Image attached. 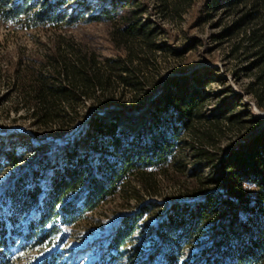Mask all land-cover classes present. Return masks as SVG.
Returning <instances> with one entry per match:
<instances>
[{"label": "rangeland", "instance_id": "374dc122", "mask_svg": "<svg viewBox=\"0 0 264 264\" xmlns=\"http://www.w3.org/2000/svg\"><path fill=\"white\" fill-rule=\"evenodd\" d=\"M3 1L5 9H16V15L7 16L8 19L0 11V223L11 224L12 214L16 221L7 241L2 243L0 239V264H162L167 254H175L177 264H213L217 257L222 258L218 264H228L232 257L223 251L219 229L231 217L236 227L242 225L248 214L240 205L231 203L219 211L216 225L200 223L189 240L178 235L180 230L176 234L164 227L174 204L193 200L183 196L177 182L192 184L195 180L215 178L219 171L218 165L208 166L196 160L190 144L193 137L187 131L179 153L186 162L185 177L171 169L168 178L157 173L159 183L151 191L133 180L135 191H122L108 198L79 220L63 223L58 216L57 230L46 237L35 230L28 239L24 237L21 226L37 217L39 211L27 206L15 208L14 213L10 195L22 178L41 164L45 172L41 182L46 185L53 160L67 146L77 144L80 155L92 153L93 157L95 153L88 146L92 138L88 125L96 112L104 116L108 109L115 108L121 127L137 128L144 121L149 124L152 105L168 78L188 79L191 86L199 85L196 77L204 81L207 98L201 112L209 119H223L224 133L216 139L218 148L226 149L241 140L255 124L253 121L264 125V108L259 106L260 100L264 102V83L259 82V77L264 78V65H257L251 43L243 40L246 20L235 27L248 9L222 5L211 9L209 0H190L189 4L184 2L185 9L178 14L163 11L160 0H65L57 12H66L63 21L35 25L33 16L46 9V0H0ZM53 1L56 0H48ZM111 8L114 19L104 13L97 20L89 19L91 14ZM123 16H136L139 23L153 31V48L143 45L141 38L129 41L131 49L138 52L143 46L150 58L145 92L137 99L124 91L108 94L102 102L85 101L75 120L63 125L36 124L22 107L16 73L26 74L31 68L49 70L55 57H70L73 50H90L100 60L126 57L128 48L117 46L111 34ZM205 125L199 123L200 130ZM12 147L20 154L16 165H9L6 157ZM207 189L223 191L224 185L213 183ZM76 195H81L80 191ZM138 215L136 229L127 243L119 252L109 249L112 233L123 219Z\"/></svg>", "mask_w": 264, "mask_h": 264}, {"label": "trees", "instance_id": "16d2710c", "mask_svg": "<svg viewBox=\"0 0 264 264\" xmlns=\"http://www.w3.org/2000/svg\"><path fill=\"white\" fill-rule=\"evenodd\" d=\"M160 1L163 11L181 14L185 9L184 2L189 4L190 0ZM209 2L211 9L218 5L230 8L243 6L245 10L248 9L235 23V27H240L246 20L243 40L251 43L258 57L256 63L263 67L264 0ZM46 3V9L43 8L33 16L35 25L53 24L58 19L63 21L66 12L58 15L57 12L65 0H46ZM4 6V1L0 2V11L6 14V18L16 15V9H5ZM112 9L91 14L89 19L97 20L102 13L114 19ZM74 18L75 15L72 20ZM138 21L136 16H123L118 24H114L111 34L115 44L119 47L125 45L129 51L124 58L100 60L90 50H73L70 57H55V62L49 64V70L41 72L31 68L26 74L16 73L15 81L23 96L22 107L36 124L63 125L66 121L75 120L74 116L79 113L85 101L102 102L108 94L114 96V93L124 94V91L137 99L145 92L150 58L143 46L138 52L131 49L129 41L141 38L143 45L150 48L155 43L153 31ZM66 23L70 25L71 20ZM142 52L143 55L140 54ZM194 79L199 85L191 86L188 79H166L161 94L152 105L149 124L144 121L137 128L121 127L115 108L108 109L104 116L96 112L88 125L92 136L88 146L95 153L93 157L92 153L80 155L77 144L67 146L53 160L46 185L41 182L45 176L44 164L33 167L10 193L14 213L15 208L26 209L27 206H35L39 211L37 217L27 220L21 226L24 237L28 239L34 230L41 237H46L57 230L55 219L58 216L63 223L73 222L108 198L122 191H135L131 184L133 180L139 181L145 190L151 191L159 183L157 173L168 178L171 169L178 176L185 177L186 162L179 153L186 142L183 135L187 131L193 137L190 144L196 160L208 166L218 165L219 171L215 178L195 180L192 184L177 182L184 191L183 196L192 197L193 200L174 204L164 227H167L168 232L176 234L180 230L178 235L189 240L200 223L216 225V214L219 211L231 203L240 205L248 214L242 225L236 227L231 217L232 220L224 222L219 229L223 251L232 257L228 264H264V125L258 126L256 122L260 121H253L255 124L241 140L226 149L218 148L216 139L224 133L221 123L223 119H209L201 112L207 98L204 81L197 77ZM259 82L264 83V78L259 77ZM259 106L264 108L262 100ZM199 123L207 125L200 130ZM6 157L9 165L18 164L19 150L15 147L8 149ZM213 183L224 185L223 191L207 189ZM78 191L81 195L75 196ZM69 195L74 197L67 199ZM198 196L201 198L198 199ZM139 216H126L123 219L122 224L112 233L109 249L120 251L136 229ZM9 219L13 220L9 225L6 221L0 223L2 243L7 241L8 233L14 231V214ZM48 224H51L50 229L47 228ZM242 236L244 238L241 240ZM221 259L215 258L213 264H218ZM177 263L178 257L175 254H167L162 264Z\"/></svg>", "mask_w": 264, "mask_h": 264}]
</instances>
